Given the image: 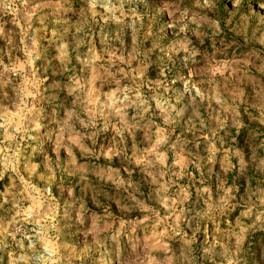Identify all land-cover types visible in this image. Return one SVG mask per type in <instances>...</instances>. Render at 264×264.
Masks as SVG:
<instances>
[{
    "label": "rangeland",
    "instance_id": "obj_1",
    "mask_svg": "<svg viewBox=\"0 0 264 264\" xmlns=\"http://www.w3.org/2000/svg\"><path fill=\"white\" fill-rule=\"evenodd\" d=\"M61 2L62 8L58 16L62 27L57 26V31L60 32V37L57 38L53 37V28L48 20L41 23V17L45 13L52 12L51 8L37 7L43 3V0H29L27 7L17 0L13 6L14 11H0V24L4 26V35L0 36V49H4L6 53L10 51L12 57L10 62L5 55L6 67L0 68V71L7 72L8 67L19 71L28 70L25 63L27 59L25 44L31 50V38L35 35L34 55H38L39 59L34 61L33 66L41 73H45L43 77L45 84L42 86L43 98L39 101L40 123L43 130L40 133H31L35 138L25 140L20 146V178L28 181L33 187L32 192L26 193L29 199L23 202L24 209L27 210L31 206L32 197L44 193L47 185L51 196L60 205L58 209V219H60L66 215L67 209L56 189L58 186L68 187L75 181V194L82 203L76 204L72 219L82 212L84 224L76 228L65 227L64 234L69 231L77 234L85 232L86 229L91 228L93 222H98L101 228L110 224L113 231L124 225L123 234L119 238L120 258H117L115 246L111 245L107 249L110 259L102 254L104 250L91 254L97 260V264H110V261L121 264V260L128 257L133 249L144 258L147 244L155 245L151 255L162 257L163 246L175 251L181 242V237L167 232V225L157 223L158 218L163 221L169 215L164 207L165 193L172 198L183 197L187 193L183 203H177V213L179 214L180 209H183L180 228L191 236L188 225L195 226L196 213L203 210L204 199L208 195L207 193L201 195L202 190L210 187L213 199L223 195V192L218 190V185L226 182V186H233L237 171L232 166L238 163L240 179L236 184L239 186L240 194L233 193L236 195V200L232 201L231 212L221 216L215 223H207V239L211 241L216 236L227 242L228 251L236 254L240 264H264V226H251L252 220L242 216L247 209L246 189L249 186L253 190L264 188V147L260 146L261 142H264V124L260 123L261 109L264 107V74L256 71L251 65L247 68L240 65L237 71L226 70L229 62H233V66L236 67L246 56L252 54L253 50L244 44L246 35L251 36L254 29L264 31V25L258 24L255 17L251 19V26L248 28L243 25L237 27V22L240 15L245 12L250 13L252 9L264 14V10L259 9V4L264 3V0H244L243 9L232 26L235 30H230L222 23L221 27L224 31L221 35L212 38L211 32L208 31L203 40L193 31H181L183 25L179 19L180 13L175 11V7L178 6L180 11L189 10L195 13L198 11L196 0H148L147 4L141 3L140 0H123L125 15L122 22L117 20L121 16L119 10L112 16L99 5L95 9L97 15L93 18L89 0H61ZM110 3L117 9L121 7V0H110ZM166 4L173 7L166 8ZM133 10L143 16V25H137L135 42L133 29L129 27ZM216 15L225 16L226 13L221 11ZM49 19L54 17L50 15ZM77 27L81 28L79 33ZM189 27H195L191 15ZM22 29H26L28 33L24 43H21ZM185 35L200 51L197 57L199 63L196 66L199 70L198 74L191 77L188 69L181 68L179 63L183 53L179 55L173 53V60H176V63L169 61L167 55ZM104 37H107L106 42H103ZM60 38L68 44L66 62L57 59L60 56ZM9 39L12 41L11 46L8 44ZM255 51L260 55V59L256 60L259 66L264 60V48L257 47ZM93 55L103 56V60L97 59L93 67H89L88 62ZM101 63L104 65L103 68L99 67ZM163 66L168 69L165 73L167 92L164 87H158L160 82L165 80L160 75ZM54 69L55 76H53ZM117 69L120 71L117 72ZM178 73L189 78L191 83L196 85V89L203 90L209 95L214 87L212 77L215 74L219 86L227 85L228 95L221 93L224 99L231 103L230 94L235 92L243 100V103H239V112L244 127L237 134L227 106L221 110L215 101L201 102L197 97L195 106L180 124L167 129L171 132V140L177 143V151L182 148L183 154L190 161L186 169L190 176L173 175L181 171V165L179 162L174 163L175 158L171 151L167 153L166 161L171 172L163 178L154 176L147 168H134L129 172L118 164V155L121 152L126 153L124 156L126 160L127 156L132 154L134 147L141 152H151L155 148L154 125L158 124L166 128L160 110L156 108V101L152 97L164 96L169 103L175 104L179 94L182 97L180 104L177 105L179 107L188 106L190 96L195 95L196 89L191 93L184 91L183 81L177 79L173 83ZM220 73L224 75L221 76ZM114 74L112 86L106 89L97 87V82L101 78L112 79ZM224 77L228 79L225 80ZM52 79L60 85L54 98H50L52 90L48 87ZM138 85H144L140 88V94L148 99L153 125L138 130L134 137L125 135L124 139H121L115 131L118 127L116 117L111 119L108 132L102 130L104 125L98 118L96 135L92 137L93 129L84 126L88 122V114L78 102V98L94 100L99 94V99L102 100L109 93L120 96L121 94L116 93L117 86L129 88ZM125 111L129 117L136 113L135 108H127ZM218 115L228 117L226 127H222L215 119ZM144 123L147 124V121ZM81 133L84 134L83 139ZM68 136H71L80 147L73 146L71 157L63 147L59 148L57 155V146ZM0 141L8 143L3 135H0ZM237 142L244 152L236 150ZM197 144L199 149L196 147ZM213 148L218 150L216 162L214 166H208L206 157ZM85 149L87 151H84ZM114 152L117 154L114 155ZM197 156L204 158L205 166L201 169H197L192 162ZM29 161L38 167L31 169L28 166ZM40 177L43 179H39ZM20 178L9 170L5 173L4 179L0 180V202L4 203V208L0 209V216L6 219H11V216L15 215L12 211L15 205L11 203L7 190L14 181L19 184ZM169 178L173 184L171 187H165L164 180ZM129 179L135 185V189L129 188L124 192V196L130 197V200L125 199L121 204L117 193L118 182ZM81 192L86 195L81 196ZM132 201H134L132 204L134 210L131 213L123 211V208ZM258 210L264 211V208H254L253 218ZM167 223L172 224V220L169 219ZM61 224H63L62 219ZM204 227L202 223L197 243L193 246L196 249L197 264H201L200 249L204 246ZM242 227L246 228V231L237 248L236 236L231 235V230L234 229L239 233ZM85 235L88 240L91 239L86 232ZM61 240L65 241L66 247L72 243L71 240H65V235H61ZM78 247L82 248V246ZM3 264H7L6 255ZM186 264H190V258ZM203 264H212V261L206 260ZM217 264H226V261L221 257Z\"/></svg>",
    "mask_w": 264,
    "mask_h": 264
},
{
    "label": "clouds",
    "instance_id": "obj_2",
    "mask_svg": "<svg viewBox=\"0 0 264 264\" xmlns=\"http://www.w3.org/2000/svg\"><path fill=\"white\" fill-rule=\"evenodd\" d=\"M17 0H0V11H14V5ZM19 2L27 7L29 0H19ZM141 3L147 4L148 0H140ZM91 9L93 12V18L97 15L95 9L99 5L103 7L105 12L115 15L117 10L120 11L121 16L117 18L119 22L123 21V0H121V7L117 9L110 3V0H89ZM198 11L191 13L189 10L180 11L179 7H175V11L180 13L179 19L183 25L181 31H193L201 40L211 32L212 38L219 36L223 33L224 29L221 27L223 23L230 30L238 14L241 13L244 5V0H196ZM222 5V8H221ZM38 8H51V13H45L41 17V23L44 20H48V23L52 26V35L54 38L60 37V32L57 31V26H61L60 17L58 16L59 11L62 8L61 0H43V3L37 5ZM166 8L173 7L172 5H165ZM259 9L264 10V3L259 4ZM226 13L225 16H217L218 12ZM201 13L204 15L202 16ZM54 19H49V16ZM192 16V21L195 23L194 28L189 27V16ZM215 17V18H213ZM255 17L257 23L264 25V14L252 9L251 12H245L239 16L237 27L243 25L245 28L251 26V19ZM131 24L129 27L133 29L134 42L135 33L138 30L137 25H143V16L135 10L131 13ZM206 29V30H204ZM81 31L80 27H77V32ZM4 35V26L0 24V36ZM28 33L26 29L21 30V43H24V38L27 37ZM107 41V37L103 38V42ZM82 42V41H81ZM9 46L12 45V41L8 40ZM245 46L250 47L253 51L252 54L246 56L243 61L236 67L233 66V62H229L226 66V70L237 71L239 66L242 65L244 68L251 67L255 68L256 71L264 74V60L261 61L260 65L257 66L256 60L260 59V55L255 51L257 47L264 48V31L254 29L251 36H247L244 40ZM31 50L28 49V45L25 44V51L27 53V59L25 61L28 70L19 71L8 67L7 72L0 71V135H3L5 140L8 141L6 144L4 141H0V180L4 179L5 173L9 170L13 171L17 178H20V160H21V144L27 139H34L31 133H40L43 130V126L40 123V99L43 98L44 89L42 86L45 84V73H41L38 68L33 66L34 61L39 59L38 55H34L36 50V36L33 35L31 38ZM59 51L60 56L57 57L61 62H66L68 44L63 38L59 40ZM173 53L179 55L183 53L182 58L179 60L181 68H187L189 77L198 74V68L196 67L199 63L197 57L200 55L199 49L193 45L192 41L185 35L181 40L173 46L172 52H169L168 59L172 63H176L173 60ZM139 54V53H137ZM8 56L11 62L12 57L10 51L6 53L4 49H0V68L6 67L4 65V57ZM103 60V56L93 57L89 60L88 66L93 67L95 60ZM100 68L104 65L101 63ZM95 70V69H94ZM168 69L166 66L161 67L160 75L165 78L161 81L158 87H164L165 92L168 91L165 81L167 77L165 75ZM120 70L117 69V72ZM15 73V75H13ZM123 75V73H121ZM56 75V70L53 71V76ZM223 76V73H220ZM115 74L112 79L101 78L97 82V87L100 89H106L113 84ZM184 82V91L191 93L193 89H196V85L192 84L190 79L184 77L181 73L177 74L176 80ZM227 80V77H224ZM214 87L211 90V95L203 90L196 89L195 95L190 96L188 106H177L180 104L182 97L178 94V99L175 104L169 103L164 96L154 95L153 100L156 101V108L160 110V115L163 120V124L166 128H162L160 125H154L156 128L155 133V148L151 152H141L137 148H133L132 154L124 159L126 153L121 152L118 155V164L125 167L126 170L131 172L134 168L145 169L147 168L154 176L163 178L171 172V168L167 164V153L171 151L174 154V163L179 162L181 165V171L173 173L176 176L189 175L187 173V165L190 161L187 160L183 154L181 148L177 151V143L171 140V132L167 131L168 128H172L180 124L181 120L184 119L188 112L195 106L196 99L199 97L200 101L205 100L215 101L221 108L231 113L234 121V126L239 134L240 129L244 127V124L240 119L239 103H243L240 96L233 92L230 94L231 103L221 96V93L228 95L227 85L221 87L217 84L216 76L213 74L212 77ZM79 83V81H77ZM144 85H138L134 87L125 88L122 86L116 87V93L121 94L120 96L109 93L106 98L99 99V94L94 100L79 99L78 102L83 105L84 110L88 114V122L85 124V128H91V136L96 135V121L99 118L103 122V131L108 132L111 126L110 121L113 117L117 118L118 127L115 128L116 133L121 139H124L125 135L133 136L138 130H142L147 126L153 125L152 112L150 111V105L148 99L140 94V88ZM48 87L52 90V97L57 94L59 90V83L52 79ZM86 91V90H84ZM127 108H135L136 113L130 116L126 113ZM198 111V109H197ZM199 118V117H198ZM222 127H226V116H216L215 118ZM147 121V124L144 123ZM84 123V121H80ZM261 124H264V107L261 109ZM203 126V120L201 119ZM81 139L84 134L81 133ZM209 143H211L209 141ZM80 147L72 140L71 136H68L64 142L57 146V155H59V148H66L68 155H73V146ZM261 147H264V142H261ZM199 149V144L196 145ZM10 150V151H9ZM237 151L244 152V149L240 147L237 142ZM84 151H87L86 149ZM217 149L210 150L206 157V164L208 166H214L216 162ZM116 155L117 153H113ZM190 155V153L188 154ZM74 162V161H73ZM197 169H201L205 166L204 158L197 156L195 161ZM28 166L31 169H35L38 165H32L29 161ZM237 171V176L234 180V184L231 187L224 184L218 185V190L223 192L217 199H213L211 195V188H204L201 192L207 193V198L204 199V208L202 211L196 213V223L193 227L189 224V230L191 236L187 232L180 228L181 217L183 216V209H180L179 214L177 213V203H183L187 198V193L183 197L176 196L172 198L165 193L164 207L167 209L168 216L165 220H157V223H163L167 225V232L172 233L174 236L181 237L180 246L173 251L170 247H162V257L151 255V250L155 247L153 244L145 245V257L141 258L137 254L136 249L132 250V253L121 260V264H186L189 261L190 264H197L196 249L193 247L197 243V236L201 232V224L205 225L203 229L204 241L203 247L200 249L201 264L203 261L211 260L212 264H217L219 258L223 257L226 264H240V261L236 258L235 253L228 251L227 242H223L216 236L211 241L207 239V223H215L221 216L232 211V201L236 200V193L239 195V186L236 181H239L238 163L232 166ZM140 173H137L139 175ZM39 179H43L40 177ZM250 183V182H249ZM173 181L169 178L164 180L165 187H171ZM76 182L73 181L68 187L58 186L56 191L60 196L61 200L65 202V208L67 209L66 215L58 219V209L60 205L51 196L50 188L45 185L44 193L38 196L32 197L31 206L25 210L23 202L29 199L26 193L33 191L32 185L20 178V183L17 184L15 181L8 188L7 195L11 197V203L15 205L12 211L15 215L11 216V219H6L0 216V264H3L5 255L7 256V264H97V260L91 255L94 252L103 251V255L109 257L110 253L107 249L111 246H115L117 258H120V244L119 238L123 234L124 225L120 228H116L114 231L112 225H106L101 228L98 222H93L91 228L86 229L87 236L91 239L88 240L85 232L76 233L69 231L67 234L63 233V229L76 228L78 225L84 224V218L82 212L72 219L73 210L78 203H82V200H78L75 194ZM129 188L135 189V185L128 181L118 182L117 193L120 196L121 204L125 199L124 192H127ZM247 209L242 213L243 217H247L252 220L251 226L261 225L264 226V211H257L253 218V209L264 208V188H258L253 190L251 186L246 189ZM81 196L86 193L81 192ZM134 201L127 207L123 208V211L131 213L134 209L132 207ZM4 208V203L0 202V209ZM61 219L63 224H61ZM171 219L172 224H168L167 221ZM246 228H241L240 232L237 233L234 229L231 230V235L236 236V245H239L243 239V233ZM61 235H65V240H71L72 243L67 247L65 241L61 240ZM164 235V233H161ZM78 237V238H77ZM82 246V248L78 247ZM110 264L114 262L110 261Z\"/></svg>",
    "mask_w": 264,
    "mask_h": 264
}]
</instances>
